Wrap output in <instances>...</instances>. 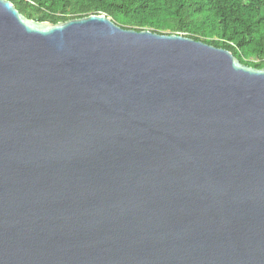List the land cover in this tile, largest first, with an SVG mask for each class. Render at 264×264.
Returning a JSON list of instances; mask_svg holds the SVG:
<instances>
[{
  "label": "water",
  "instance_id": "95a60500",
  "mask_svg": "<svg viewBox=\"0 0 264 264\" xmlns=\"http://www.w3.org/2000/svg\"><path fill=\"white\" fill-rule=\"evenodd\" d=\"M0 264H264V67L0 0Z\"/></svg>",
  "mask_w": 264,
  "mask_h": 264
},
{
  "label": "trees",
  "instance_id": "16d2710c",
  "mask_svg": "<svg viewBox=\"0 0 264 264\" xmlns=\"http://www.w3.org/2000/svg\"><path fill=\"white\" fill-rule=\"evenodd\" d=\"M27 18L50 23L104 13L125 29L177 33L264 67V0H9Z\"/></svg>",
  "mask_w": 264,
  "mask_h": 264
}]
</instances>
